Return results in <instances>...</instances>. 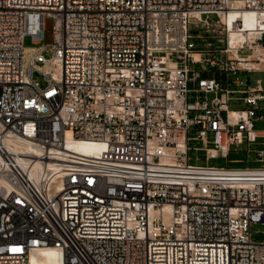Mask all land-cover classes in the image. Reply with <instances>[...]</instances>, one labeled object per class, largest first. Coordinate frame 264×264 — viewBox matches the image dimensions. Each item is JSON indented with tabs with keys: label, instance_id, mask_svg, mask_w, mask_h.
I'll list each match as a JSON object with an SVG mask.
<instances>
[{
	"label": "built area",
	"instance_id": "built-area-1",
	"mask_svg": "<svg viewBox=\"0 0 264 264\" xmlns=\"http://www.w3.org/2000/svg\"><path fill=\"white\" fill-rule=\"evenodd\" d=\"M235 1L0 0V264H31L48 248L58 264H264L250 229L264 225V168L189 157L191 131L212 136L209 157L264 137L253 123L264 120L261 84L238 90L247 107L233 109L234 90L209 100L221 84L189 65L192 22L226 27ZM242 6L260 14L256 35L233 54L226 29L233 57L222 66L264 72V0ZM68 136L104 147L69 156Z\"/></svg>",
	"mask_w": 264,
	"mask_h": 264
},
{
	"label": "rangeland",
	"instance_id": "rangeland-1",
	"mask_svg": "<svg viewBox=\"0 0 264 264\" xmlns=\"http://www.w3.org/2000/svg\"><path fill=\"white\" fill-rule=\"evenodd\" d=\"M216 16L212 19L215 20ZM56 16L53 14H47L44 22V34L42 39L43 45H51L54 43V24ZM223 22V21H222ZM227 26L225 27L221 22L215 24L197 25L192 22L191 40L195 43L196 49L199 53H202V62H189V65L194 70L201 71L203 77H214L220 84L221 89L217 92H211L208 94L209 100L222 97L227 89L230 91V108H246L245 94L241 93L240 89H244L246 86L255 88L261 84L264 88V72H246L238 71L235 75L223 68L222 64L228 59L232 58L233 54L226 52L227 47ZM24 43L27 47L34 46L33 38L26 36ZM252 53L251 50L241 51L242 56ZM46 57H50L52 53L50 51L45 52ZM215 60L216 64L211 65V61ZM35 78H37L41 85H45L43 77L35 72ZM239 77L244 81V85L237 86L235 83L236 77ZM190 88H196L195 83H190ZM197 93L189 94V101L193 102L197 98ZM254 129L258 132L264 130V120H253ZM189 157L190 164L192 165H204L212 166L215 168H228V169H259L264 168V161L259 160L258 150L264 149V137L260 136L256 138L252 143L248 144L245 141L243 144L230 145V151L226 156L222 155L220 151L215 157H209L206 148H212V136L207 139V144L203 139L197 137L195 131L189 133ZM252 239L254 241H262L264 239V225L260 223L251 224Z\"/></svg>",
	"mask_w": 264,
	"mask_h": 264
},
{
	"label": "bare ground",
	"instance_id": "bare-ground-1",
	"mask_svg": "<svg viewBox=\"0 0 264 264\" xmlns=\"http://www.w3.org/2000/svg\"><path fill=\"white\" fill-rule=\"evenodd\" d=\"M259 12L242 6V0H236L233 6L229 9L228 14H222V21L229 30V46L233 54L237 48L245 43L253 41L256 35L257 25L259 23ZM241 21L243 28H234L235 21ZM262 52V49L256 50L255 54ZM194 59L197 62L201 61L199 52L193 53ZM16 146L32 149V146L23 139L13 140ZM104 144L90 141H76L68 136L65 149L69 156H94L98 155ZM38 163V161H36ZM40 167V164H38ZM44 168H46L44 166ZM59 254L54 248L41 249L32 253L30 257L31 264H58Z\"/></svg>",
	"mask_w": 264,
	"mask_h": 264
},
{
	"label": "trees",
	"instance_id": "trees-1",
	"mask_svg": "<svg viewBox=\"0 0 264 264\" xmlns=\"http://www.w3.org/2000/svg\"><path fill=\"white\" fill-rule=\"evenodd\" d=\"M195 52H200V51L196 49Z\"/></svg>",
	"mask_w": 264,
	"mask_h": 264
}]
</instances>
